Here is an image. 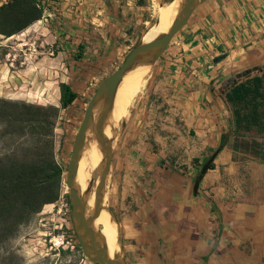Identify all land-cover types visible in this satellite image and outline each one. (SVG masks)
Instances as JSON below:
<instances>
[{
	"label": "crops",
	"instance_id": "1",
	"mask_svg": "<svg viewBox=\"0 0 264 264\" xmlns=\"http://www.w3.org/2000/svg\"><path fill=\"white\" fill-rule=\"evenodd\" d=\"M39 1L41 17L10 36L0 32V43L40 31L55 44L23 71L35 75L30 83L41 77L34 103L59 106L60 83L76 91L73 104L147 28L155 3L171 0ZM263 70L264 0L200 1L151 65L118 159L119 224L124 250L135 252L129 264H264V142L236 132L225 97ZM6 74L14 83L17 71ZM217 148L194 193L200 165Z\"/></svg>",
	"mask_w": 264,
	"mask_h": 264
},
{
	"label": "rangeland",
	"instance_id": "2",
	"mask_svg": "<svg viewBox=\"0 0 264 264\" xmlns=\"http://www.w3.org/2000/svg\"><path fill=\"white\" fill-rule=\"evenodd\" d=\"M55 1L57 0H53V2ZM153 8L152 19L138 38L128 43V47L120 53L118 58L112 60L111 63L102 64L103 67L100 68V72L87 82L85 88L79 92V96L75 102L68 108L61 110V116L55 128L56 159L64 169L61 195L54 203L44 205L41 211L32 216L27 224L19 228L17 234L13 238L0 245V264H94L83 254L74 232L70 215L71 205L68 197V188L65 182V172L69 162L72 142L77 133L78 126L82 120L83 112L90 96L99 82L122 63L132 47L142 41L143 34L157 20L158 6L156 3ZM48 23L51 22L49 21ZM38 32L40 31H36L34 34L23 33L16 39H10L9 41L0 43V54L3 56V58H0V98L23 100L36 104L32 100L36 98L34 92L37 90L40 91L42 88L41 83L38 82L41 77H38L37 83H30V79L35 78V75L25 73L23 68L27 65L36 66L38 57L40 56V50H45L48 47L49 51L53 52V48L55 47V44L50 41V39L47 41L48 43H46V36ZM48 36L51 37V34L48 33ZM7 52L11 54L8 58L4 56V53ZM12 54H15V57H13ZM9 63H11V65H9ZM9 67L10 70L17 71V74L14 75L16 80L14 83L12 82V84L8 82V79L12 78L13 80V77H9V75L6 74ZM3 68L4 70H2ZM147 75L144 78H146ZM76 76L78 79L81 78L78 75ZM253 76L261 77V91L264 92V70L261 73L256 72L250 74L246 79ZM246 79L242 78L241 81ZM81 82H83V80H81ZM138 90L139 87L132 94L133 96L131 95L129 97V102L125 101L127 109L119 120L114 136L110 139L111 158L103 180V187L107 193L108 207L118 222V215L123 212V209H119V207L125 206V204L121 202L125 200L121 199L119 191L120 162L118 159L121 161L124 160L119 152L122 144L126 140L125 125L130 119L129 116L133 112L141 94ZM13 92H17L16 95H14ZM229 106L234 121V106L231 103H229ZM234 125L237 133L246 135L249 138H256L258 142H264V113L262 115V122L259 126L250 124V126L245 127V123H242L240 126H236V123ZM262 171L264 172V166ZM98 177H100V175ZM115 241L120 248V257L127 261L129 254H132L133 257L135 256V252H127L124 250L125 239L121 233L120 224L115 234ZM63 251L66 253H63Z\"/></svg>",
	"mask_w": 264,
	"mask_h": 264
},
{
	"label": "trees",
	"instance_id": "3",
	"mask_svg": "<svg viewBox=\"0 0 264 264\" xmlns=\"http://www.w3.org/2000/svg\"><path fill=\"white\" fill-rule=\"evenodd\" d=\"M42 11L39 0H7L0 5V32L6 36L20 32L39 19ZM261 82L260 76H253L226 92V100L234 106L236 126L261 124ZM59 92V106L0 98V245L61 195L64 169L56 159L55 128L61 110L71 105L77 93L64 82Z\"/></svg>",
	"mask_w": 264,
	"mask_h": 264
},
{
	"label": "bare ground",
	"instance_id": "4",
	"mask_svg": "<svg viewBox=\"0 0 264 264\" xmlns=\"http://www.w3.org/2000/svg\"><path fill=\"white\" fill-rule=\"evenodd\" d=\"M182 2L183 0H171L159 6L157 20L143 34L142 41H150L165 32L173 22ZM150 67L151 63L148 60L139 61L123 73L115 90L112 104L101 121L97 120V116L104 105L97 103L94 106L93 121L86 129L77 157L74 191L82 202L84 216L91 218L89 226L97 233L99 247L103 248L111 259L115 260L121 254L119 245L115 241L119 222L108 207L107 193L100 185L98 176L102 172L105 161L104 143L114 136L119 120L127 109L125 101L129 102V97L137 90Z\"/></svg>",
	"mask_w": 264,
	"mask_h": 264
},
{
	"label": "water",
	"instance_id": "5",
	"mask_svg": "<svg viewBox=\"0 0 264 264\" xmlns=\"http://www.w3.org/2000/svg\"><path fill=\"white\" fill-rule=\"evenodd\" d=\"M202 0H183L173 22L169 28L157 35L150 41H140L125 56L122 63L112 71L108 76L99 82L94 92L89 98L83 112L82 120L78 126L77 133L74 137L69 156V162L65 172V182L68 188V197L71 205V220L74 232L77 236L79 246L83 254L95 264H128L127 261L119 257L111 259L103 248H100L97 241V233L94 232L89 223L91 218H86L83 214L82 202L74 191V177L77 168V157L80 152L86 129L93 121V109L97 103L104 106L100 109L97 120L101 121L106 115L107 110L112 104L113 96L118 84L121 81L123 73L135 62L148 60L151 65L159 58L161 53L169 44L173 36L184 26L190 15L193 13L197 4ZM145 59V57H147ZM96 120V121H97ZM98 127V125H97ZM105 161L102 172L100 173L99 182L103 186L105 173L108 170L109 160L111 158L110 140L104 143ZM220 148L215 149L208 158L202 163L198 174L194 178L192 190L197 192V188L203 175L206 173L211 162H213Z\"/></svg>",
	"mask_w": 264,
	"mask_h": 264
},
{
	"label": "built area",
	"instance_id": "6",
	"mask_svg": "<svg viewBox=\"0 0 264 264\" xmlns=\"http://www.w3.org/2000/svg\"><path fill=\"white\" fill-rule=\"evenodd\" d=\"M50 54H52V51H50Z\"/></svg>",
	"mask_w": 264,
	"mask_h": 264
},
{
	"label": "flooded vegetation",
	"instance_id": "7",
	"mask_svg": "<svg viewBox=\"0 0 264 264\" xmlns=\"http://www.w3.org/2000/svg\"><path fill=\"white\" fill-rule=\"evenodd\" d=\"M76 235V234H75ZM77 237V236H76ZM78 240V239H77Z\"/></svg>",
	"mask_w": 264,
	"mask_h": 264
}]
</instances>
